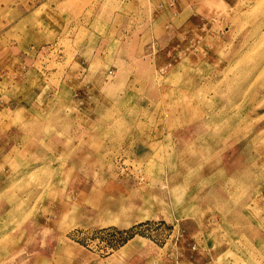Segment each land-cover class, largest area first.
<instances>
[{"label": "rangeland", "instance_id": "obj_1", "mask_svg": "<svg viewBox=\"0 0 264 264\" xmlns=\"http://www.w3.org/2000/svg\"><path fill=\"white\" fill-rule=\"evenodd\" d=\"M0 264H264V0H0Z\"/></svg>", "mask_w": 264, "mask_h": 264}, {"label": "bare ground", "instance_id": "obj_2", "mask_svg": "<svg viewBox=\"0 0 264 264\" xmlns=\"http://www.w3.org/2000/svg\"><path fill=\"white\" fill-rule=\"evenodd\" d=\"M242 88V87H241ZM246 88H247V86H246ZM239 93H236L235 95H234V97L235 96H237ZM234 99V101H236V99L235 98H233ZM210 102V101H209ZM209 102H207V103H209ZM237 102V101H236ZM211 105V104H210ZM232 105V104H231ZM233 105H235L234 103H233ZM238 105V104H237ZM215 113V112H214ZM211 115V114H210ZM215 115H217V116H215V118L213 119L214 121L216 120L217 121V123L218 124H225V123H233V122H235V121H239L238 119H236L232 114H227V113H225L224 111H222L221 113H217V114H215ZM212 116V115H211ZM205 120V119H204ZM203 120V121H204ZM202 121V122H203ZM205 122V121H204ZM203 122V123H204ZM201 128L199 127V130H200ZM198 130V131H199ZM232 132H234L233 131V129L232 128H223L221 131H215V132H211L210 133V136H211V138L213 139V138H216L218 135H221V134H224V133H228V134H231Z\"/></svg>", "mask_w": 264, "mask_h": 264}]
</instances>
